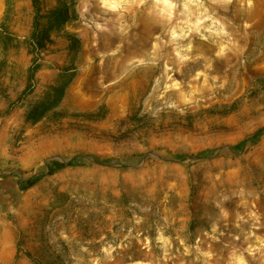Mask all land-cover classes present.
Returning <instances> with one entry per match:
<instances>
[{
    "label": "rangeland",
    "instance_id": "rangeland-1",
    "mask_svg": "<svg viewBox=\"0 0 264 264\" xmlns=\"http://www.w3.org/2000/svg\"><path fill=\"white\" fill-rule=\"evenodd\" d=\"M39 1L34 45L0 0V264H264V0Z\"/></svg>",
    "mask_w": 264,
    "mask_h": 264
},
{
    "label": "trees",
    "instance_id": "trees-1",
    "mask_svg": "<svg viewBox=\"0 0 264 264\" xmlns=\"http://www.w3.org/2000/svg\"><path fill=\"white\" fill-rule=\"evenodd\" d=\"M34 11H35V16L33 19V31L31 36L27 39V41L34 45H37V41H40L41 37H47L50 34V29L56 26H61L64 24V22L67 19V14L64 13L63 11H59L58 13H55L53 15H49L45 18L48 19L47 23H41L40 17L41 15L40 12V1L39 0H31ZM17 41V37H15L13 34L8 33V32H2L0 33V44L3 48L4 51H7L10 47L14 46V42ZM40 68V64L34 62L30 68H29V82L27 83V87L30 86V81L35 77L36 72ZM61 72V71H60ZM69 82L66 81L64 84L54 81L50 85L47 86L46 89L43 90L42 95L40 97H37V99H34L31 103L30 110L27 116V119H29L32 122H38L41 120L43 117L46 116L48 112H50L53 108H55L61 99L64 96L65 93V88L67 87V83ZM246 141L239 143L237 147H242L243 144H245ZM83 158H72L68 162H61L58 160H52L49 163L50 167V172H52V168L58 169V168H63L65 166H74L82 161ZM98 162V160H96ZM42 175H37L34 177H30L26 180L23 181L24 186L29 188L36 184L38 180L40 179Z\"/></svg>",
    "mask_w": 264,
    "mask_h": 264
},
{
    "label": "bare ground",
    "instance_id": "bare-ground-1",
    "mask_svg": "<svg viewBox=\"0 0 264 264\" xmlns=\"http://www.w3.org/2000/svg\"><path fill=\"white\" fill-rule=\"evenodd\" d=\"M48 85H50V84H48ZM48 85H45L44 88H43V90L46 89Z\"/></svg>",
    "mask_w": 264,
    "mask_h": 264
}]
</instances>
